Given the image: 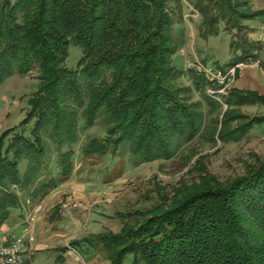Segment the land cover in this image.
I'll return each instance as SVG.
<instances>
[{"label":"trees","instance_id":"trees-1","mask_svg":"<svg viewBox=\"0 0 264 264\" xmlns=\"http://www.w3.org/2000/svg\"><path fill=\"white\" fill-rule=\"evenodd\" d=\"M246 4L196 0L200 35L216 33L221 19L228 28L247 30L241 20L264 10L246 13ZM181 6V0H0V83L36 67L40 74L31 99V134L12 127L0 137V227L11 208L24 205L19 192L38 201L71 177L80 117L86 127L102 117L108 134L91 138L83 156L114 155L127 146L134 165L171 159L204 132L202 103L193 100L191 86L176 84L185 73L172 60L181 45L173 32L174 11ZM71 43L83 49L77 69L67 66ZM235 44L241 54L231 66L257 61L258 42L247 33ZM188 73L210 111H221L206 131L210 140H230L264 120L224 109L264 104L258 91L230 87L219 93L217 81L194 68ZM209 88L215 92L207 93ZM234 120L239 122L233 126ZM9 133L13 137L3 154L2 140ZM50 143L59 155L58 177L48 162ZM23 159L28 166L21 173ZM197 162L203 172L198 180L182 183L172 195L156 188L157 203L129 212L119 232L91 234L70 245L102 250L110 264H127L130 257L132 264H264V160L226 180L207 171L203 156Z\"/></svg>","mask_w":264,"mask_h":264},{"label":"rangeland","instance_id":"rangeland-1","mask_svg":"<svg viewBox=\"0 0 264 264\" xmlns=\"http://www.w3.org/2000/svg\"><path fill=\"white\" fill-rule=\"evenodd\" d=\"M246 2L244 12L250 10L257 12L264 10V0H236ZM196 0H181V9L174 11L175 23L173 32L176 39L181 42L178 50L173 54V65L184 71L176 84L189 85L193 88V100L202 103L201 109L205 113L204 132L185 144L171 159H157L154 161L134 165L130 159L127 146L122 147L117 154L107 153L103 156L85 157L82 148L94 137H106V124L99 117L95 125L86 127L84 119L79 118V138L72 145L74 150L73 171L71 177L63 182L52 203L44 204L36 214L35 226L36 244L38 250L28 252L37 264H110L104 251L91 249L87 244L74 245L68 251L62 247L71 246L74 239H82L104 231L119 232L125 221L129 220L127 214L135 210H148L158 201L157 189H163L172 195L176 188L184 182L198 180L202 170L197 168L198 158L204 157L207 171L218 176L221 180L242 175L246 166L255 163L258 159L264 160V120H258L245 133L235 135L230 140L212 141L206 132L212 120L221 118V111L211 112L203 98V92L196 89L193 77L188 69L197 71L204 64L206 68H214L230 72L229 62L235 54H241L236 42L248 34L250 40L259 39V32L264 21V14L255 17L243 18L242 24L248 26L247 30L228 28L224 20L219 21V30L203 37L199 33L202 22L201 14L195 9ZM255 9V10H254ZM254 31L253 39L250 31ZM83 55L79 44L71 43L67 66L77 69ZM257 63L249 65H256ZM248 66V64H247ZM244 67V66H243ZM199 68V69H198ZM264 68L262 64L261 69ZM241 71V68H240ZM39 71L37 67L27 75L14 74L8 76L0 83V137L8 128L15 127L16 132H23L29 136L35 123L34 117H29L32 109L31 99L40 88ZM240 76V75H239ZM238 76V77H239ZM109 81V72L105 75ZM232 74L225 82L230 87L237 83ZM210 88L207 93H211ZM251 90V89H250ZM219 93L226 94L222 88ZM264 95L263 92H258ZM237 109L250 117L264 118V104L224 106V109ZM239 121L234 120L232 125ZM13 134H7L2 140V153L4 154L11 142ZM52 152L48 160L52 172L58 177L59 155L53 143H50ZM68 148L65 146L64 150ZM28 161L23 159L19 163L21 173L27 169ZM68 182V183H66ZM66 183V184H65ZM62 184V183H61ZM60 184V185H61ZM157 188V189H156ZM52 192V191H51ZM50 192V193H51ZM23 196V216H16L24 226L25 218L34 213L36 204L27 201V192H19ZM78 204V207H71ZM12 210L19 214L17 207ZM15 217V218H16ZM23 225L19 232L22 234ZM32 235L27 233L28 239ZM62 255L64 263H54L57 256ZM132 264V258L127 260Z\"/></svg>","mask_w":264,"mask_h":264},{"label":"built area","instance_id":"built-area-1","mask_svg":"<svg viewBox=\"0 0 264 264\" xmlns=\"http://www.w3.org/2000/svg\"><path fill=\"white\" fill-rule=\"evenodd\" d=\"M261 30L264 33V21L261 25ZM247 65L246 63H238L236 66L231 68L230 72H226L221 69L206 68L203 64L202 68L198 72H203L210 81H217L226 93V89L229 88L225 82L228 79V75L232 74L234 79L236 78V69L242 68ZM213 94L214 90H209ZM218 91V90H217ZM227 106V105H225ZM14 189H17L16 186H13ZM43 207L42 203L35 206V211L31 215L25 218L27 226H25V234H15V233H0V264H37L31 258L28 252H31V244L34 241V236H30L28 239H25V235L31 232L32 224L35 222L36 214ZM71 207H78V204H73ZM72 246H68V249H72ZM68 251V250H67Z\"/></svg>","mask_w":264,"mask_h":264},{"label":"crops","instance_id":"crops-1","mask_svg":"<svg viewBox=\"0 0 264 264\" xmlns=\"http://www.w3.org/2000/svg\"><path fill=\"white\" fill-rule=\"evenodd\" d=\"M249 35L253 39L254 31L251 30ZM255 41L258 42L260 49L258 51H256V53L258 54L257 61H255L251 64H254V63H257V64L256 65H249L248 64V66L245 65L244 67L241 68V71L239 69V75L240 76L237 79V83L233 87H237V88L243 89V90L251 89V90H255V91L264 93V68L261 69L262 64L264 65V33L262 32V30H260V32H259V39L255 40ZM66 183H68V182H66ZM63 186H64V183H62L61 185H58V187L53 189L51 193H49L44 198H42V200H40V202L44 203L46 205L49 203L51 204L52 201L54 200L55 195L59 191H61ZM27 201L32 203L33 205L36 204V200L34 201L29 197H27ZM22 209H24V205H22V207H17V210L21 211V212H19V214H16V212H14V210H12V208H11V215H10L9 219L0 227V233L6 232V233L21 234V233H18L19 227L21 224V225H23L22 234H25L24 223L21 222L16 217V216H18L21 218L23 216V210ZM31 233H32V236H34V241L30 245L31 251H33V252L34 251H42V250H38V248H37L36 236H35V226L31 227ZM56 262L57 261L55 259L54 263H56Z\"/></svg>","mask_w":264,"mask_h":264},{"label":"water","instance_id":"water-1","mask_svg":"<svg viewBox=\"0 0 264 264\" xmlns=\"http://www.w3.org/2000/svg\"><path fill=\"white\" fill-rule=\"evenodd\" d=\"M227 107V106H226Z\"/></svg>","mask_w":264,"mask_h":264}]
</instances>
